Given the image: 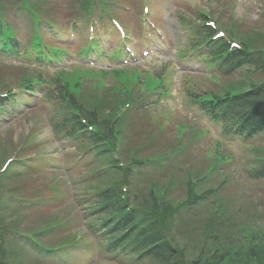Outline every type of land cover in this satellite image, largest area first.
<instances>
[{"label": "rangeland", "instance_id": "1", "mask_svg": "<svg viewBox=\"0 0 264 264\" xmlns=\"http://www.w3.org/2000/svg\"><path fill=\"white\" fill-rule=\"evenodd\" d=\"M118 1L130 7L129 10L125 12L121 11L117 15L122 21L121 23L131 28L133 36L137 38L144 37L141 21L142 7L134 4L137 0H131L132 3H129L130 0ZM159 1L171 8L166 11L161 9L157 3L151 6L152 14L158 20L156 21L158 27L163 30L168 40L161 52L160 58L162 59L140 58L139 64L127 70L134 69L142 73L151 66L152 70L149 71L153 75H155V72H162V69L165 67L176 69L179 72L181 61L178 54L184 47L188 29H181L177 25L176 16L180 14L181 10L192 16V8L184 0ZM222 1L223 3L219 1L216 4L217 8L221 9L228 4L234 7V9L225 11L223 16L225 19L237 22L240 34L250 33L249 31L253 30L264 33V0ZM15 19L19 29H22V34L25 35L26 31L23 30L25 27L20 22L22 18L19 20L16 17ZM166 19H170L171 23L169 25L166 24ZM174 21L176 28L172 24ZM151 40L155 41L153 38ZM115 41L116 38H113L112 42ZM157 47H160L159 43H154L151 46L152 49H156ZM191 63L192 68H196V71L191 72L192 75L190 72L188 74L183 73L176 86L170 88L172 94H178L179 97L173 98V95L170 93L172 97L164 99L162 104L158 106L157 111L148 112L143 115L137 113L138 116L134 114L135 118H129L126 123L128 128L124 132L123 137L121 136L120 138L122 150L120 160L124 164H127L134 150H140L141 157L159 156V154L162 156L165 147L166 149L168 148V143L171 150L176 144L177 147H185L182 152H178L171 159L162 160L156 164H148L140 176L133 177L134 190L138 194L142 192L143 181L147 178L160 183H171L176 178L178 188H173L174 193H171V195L176 200L181 201L185 199L186 195L181 180L189 174L191 176H201L206 171L212 172V166L218 163V158L223 159L224 162L219 164V169L224 174L229 175L230 185L228 186L229 192L224 200H222V194H219L221 198L219 203L228 210V214H235L236 212L235 219L238 216L247 215V213H255L258 217L257 219L263 225L264 179L250 181L245 173V166L252 162L255 155L250 147L261 148L264 146L262 145V140L258 141L257 139L254 143L248 142L247 144L238 140L227 141L222 137L220 126L213 125L204 115L190 108L189 100L181 88L185 90L187 88L189 90L194 89L199 95L205 92L220 90V87L211 81L210 78L207 79V76L210 74L205 64L197 61H192ZM171 76H173L174 81L178 78L177 73L173 75V72H171ZM46 77L50 78L51 75L47 74ZM237 77H240V75ZM237 77L233 79H221V83L227 84L232 80H236ZM2 78V82L11 81L16 83L19 75L15 70L0 71V79ZM93 83L87 80L84 82V97L90 101L100 98L99 94L105 93L102 90L111 88L113 85L111 78H108L105 87L95 92L92 91L94 87ZM41 93L39 92V95ZM52 95L53 97H57V93H53ZM138 95L139 93H137ZM18 98L16 100L20 108L16 111L11 110L12 114L0 117L1 168H3L7 161L20 163L24 160V162L29 161V164L31 163V168L19 164L21 169L18 172L22 170L21 174L16 175L14 185L11 186V192L16 190L20 193L16 194V196L21 197L17 201L16 211L13 212L15 214L12 220L14 222H18L19 220L23 227L24 225L44 226L45 221L52 220H60L61 222L73 220L68 226L69 233H78L82 227L84 214L82 208L76 205L77 196L80 197L84 194L83 190L92 188L90 183L92 179L90 177L93 174V172L90 173V170L85 168V163L82 165L76 164L78 158L82 155V147H75V145H71L68 141L56 138L54 136L55 129L53 132L50 128L49 123L51 120V124H56L57 121H53V118L62 104L56 103V100L45 102L44 99H41L39 101L37 100L38 97L36 100H31L27 97ZM181 100L184 102V106ZM104 111L106 113L112 112L107 107ZM148 114L149 117H147ZM167 117H170L172 121H169ZM150 118L154 120H149ZM178 125L189 129L186 130L184 135L178 136ZM192 129L200 131L204 134V137L201 136L195 139ZM206 131L208 132L207 134L205 133ZM193 139L195 140L193 141ZM19 148H22V153H19ZM42 154H46L49 159L46 161L44 158H41ZM51 157L55 158L50 159ZM86 162L88 163L89 159ZM257 167L254 165L246 166V171L249 172L253 179H259L253 173ZM55 176L58 179L54 180ZM215 176L217 177L211 184L212 186L216 185L218 177L221 179V175ZM76 182L81 183L75 184ZM223 182L226 183L227 180H223ZM57 190L60 191L55 192ZM192 218L191 220L196 222L200 219L197 216ZM189 224L190 226H188ZM185 226L189 229H196L197 223L191 222ZM63 232L68 234L66 231ZM193 244H189L190 249H194ZM81 245V249L76 250L78 252L69 253L70 259L67 264H123L100 254L99 245L96 241H93V238L91 239L83 235ZM85 249H88L89 252L87 253ZM198 251L199 249L195 252L198 253ZM63 259H65V255ZM63 259L57 264H64ZM45 264L56 263L45 262ZM144 264H151V262Z\"/></svg>", "mask_w": 264, "mask_h": 264}, {"label": "trees", "instance_id": "2", "mask_svg": "<svg viewBox=\"0 0 264 264\" xmlns=\"http://www.w3.org/2000/svg\"><path fill=\"white\" fill-rule=\"evenodd\" d=\"M31 1L0 0V42L3 49L12 48L18 51L20 44L18 43L15 29L10 22V16L12 15V9H16L17 6L34 10L35 6ZM77 5V15L90 17L94 14L95 0H78ZM251 41V39H248V42L243 43V46L248 47ZM41 44V38L36 36L32 42V51H38ZM220 49L222 53H217ZM228 49L229 47L222 42L215 44L213 47L214 53L212 57L214 59H219L222 56L229 57L231 66L227 64L225 71L232 69V66L235 64H242L247 61H253L257 69L264 67V57L252 58L253 53L249 50L247 52L240 50L228 52ZM244 55L247 56L244 57ZM77 76L78 78L76 79ZM80 77V74H74L72 77L65 75V83L61 81L62 77H59V80L50 81L48 84L50 86L52 84L54 88L58 89V99H62L66 104V107L60 113L63 115V119L57 125V129L61 133H65L66 137L74 142L80 139L88 142L94 147L96 156L103 157L109 170V177L105 180L104 185L94 187L90 195V201L93 200V202H90L88 212L90 214L105 213L100 220V226L107 228L110 232L113 226L117 229H121L120 227H126L127 225L130 227V231L127 230V232H130L132 236L128 240L126 238L128 235L116 236L110 234V239H107L108 249L113 250L115 248L124 254L133 253L137 261H142L143 258L155 259L159 264H223L224 259L221 256L218 258V255H211L207 259L202 258L187 262L185 259L187 252L185 247L183 248V246L173 242V238L170 237V234L165 229L167 224L169 225L173 221L176 211L173 212L174 202L172 198H169L171 187L165 186V188L160 189L157 185L151 184L145 190L146 194L142 197L135 194L131 195V191H128L127 194L124 193L123 188L132 184L131 176L133 169L144 166L147 162V160L133 157L134 159L131 158L132 160L126 167H119V161L114 158L112 152V148H117L119 137L122 135V128L117 127L118 122L116 120L120 119L116 116V112L125 104L132 103V100L127 98L131 93V88L125 85L127 87L124 89V98H116L111 101L108 105L113 113L105 114L101 102L98 100H85L80 96L81 94L84 95L82 86L79 83ZM127 82L130 83L131 80L127 79ZM20 83L21 87L26 88L28 86L31 89L33 84L47 82L42 80L41 72L34 73L32 68H29L22 75ZM3 90H5L4 84H0V94H3ZM224 92L222 96L208 94L205 97L199 98L198 101L202 102V106L203 102H205V105L210 110L213 109L220 115L228 116V120L232 125L237 127L238 131H241L240 126L246 131H254L255 133L264 130V87L252 86L250 90L245 91L243 94L235 93L237 91L230 88L225 89ZM4 102L5 100L0 98V110L5 111ZM128 105L131 106V104ZM82 118L86 121L85 123H82ZM89 127H91V130L88 129ZM245 134L249 133L246 132ZM187 187L193 188L191 180L187 182ZM1 189H4L2 178H0ZM189 193L190 196L192 195V198H195L194 193ZM2 202L3 199L0 194V204ZM132 202L136 206L133 207L130 213H127V217L123 218V213ZM97 227V224L91 226L95 232L98 231ZM245 228L249 229L250 227ZM17 232L19 233L20 231L16 225L7 226V224L0 220V264H8L10 252L7 249L10 251L15 249L19 251L24 250L23 243H19L18 246L16 244L17 240L15 242L9 241L10 239L7 237V241L5 240V234L17 235ZM45 233V227H42L33 230L27 237H30L37 247L43 246V250H48L44 246L46 245L44 241L42 242L44 245L37 242V240H41L40 236L45 235ZM27 251L28 249H25L23 252ZM251 251H253L255 257L251 258L249 256V258L247 255ZM13 254L16 255L14 251ZM242 254H244L245 258L240 261L237 260L236 263L256 264L258 260L257 264H262L264 261V249H261L257 245L252 247L248 254L244 252ZM227 255L230 254L227 253L224 257ZM237 255L240 257L241 253ZM216 257L217 260H215ZM20 258L24 259L25 257L21 254Z\"/></svg>", "mask_w": 264, "mask_h": 264}]
</instances>
